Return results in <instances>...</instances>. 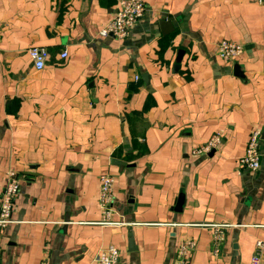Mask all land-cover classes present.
<instances>
[{"label": "crops", "instance_id": "obj_1", "mask_svg": "<svg viewBox=\"0 0 264 264\" xmlns=\"http://www.w3.org/2000/svg\"><path fill=\"white\" fill-rule=\"evenodd\" d=\"M118 3L0 0V195L9 167L22 177L0 264H97L109 245L118 264H178L188 239L186 264H249L264 240V139L258 171L238 160L264 130V1L145 0L128 36L103 37ZM221 39L244 45L236 62ZM32 46L49 52L41 70ZM105 172L122 225L95 223ZM212 223L233 225L219 255Z\"/></svg>", "mask_w": 264, "mask_h": 264}, {"label": "built area", "instance_id": "obj_2", "mask_svg": "<svg viewBox=\"0 0 264 264\" xmlns=\"http://www.w3.org/2000/svg\"><path fill=\"white\" fill-rule=\"evenodd\" d=\"M145 0H119L118 7L110 20L100 29L99 34L103 37L110 35L123 38L128 36L132 27L145 15ZM36 69L41 70L46 67L49 52L46 48L32 46L28 49ZM244 53V45L228 39H221L217 43V54L223 60L234 63ZM66 51L61 53V58H67ZM223 140L221 131L216 132L203 145L195 147L193 154H207L216 149ZM262 130L260 128L252 129L245 154L239 158L242 167L252 171H258L261 166L262 153ZM114 176L105 172L99 178V207L101 219L95 223L102 226H117L125 223L123 220H115L114 214ZM22 177L14 167H9L6 171L5 187L0 195V236L9 224L14 222L13 212L16 200L19 195ZM213 229L212 235V254L219 255L223 244L226 241V233L233 226L229 223L205 224ZM196 248V243L191 240H184L178 249V264H186L191 254ZM1 255V246H0ZM120 259V249L115 245L99 248L95 261L97 264H118ZM249 264H264V240H256V248Z\"/></svg>", "mask_w": 264, "mask_h": 264}, {"label": "water", "instance_id": "obj_3", "mask_svg": "<svg viewBox=\"0 0 264 264\" xmlns=\"http://www.w3.org/2000/svg\"><path fill=\"white\" fill-rule=\"evenodd\" d=\"M264 1V0H263ZM163 22V25L164 26H168V23L165 22V21H162ZM171 25H173V27L177 26L175 23L171 22ZM184 56V50H180L177 54V57H176V63H175V66H174V69L177 70L180 68V64L182 62V58ZM234 70L236 72V74L240 77H243L244 75V71L242 70L241 66L239 64H235L234 65ZM262 139H264V130H263V133H262ZM182 204H183V196L181 195L179 197V200H178V203H177V206H176V210H179L181 207H182ZM132 238L130 239V247H132Z\"/></svg>", "mask_w": 264, "mask_h": 264}]
</instances>
